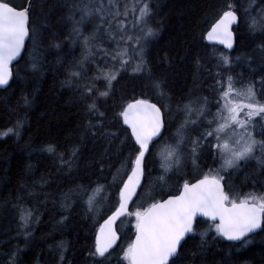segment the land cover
Masks as SVG:
<instances>
[{"label": "trees", "instance_id": "obj_1", "mask_svg": "<svg viewBox=\"0 0 264 264\" xmlns=\"http://www.w3.org/2000/svg\"><path fill=\"white\" fill-rule=\"evenodd\" d=\"M27 1L8 0L17 8L24 7ZM127 1L120 0V4ZM146 2L150 3L152 11L149 25L157 34L142 41L145 71L134 73V64H131L117 76L110 95L97 101L99 112L104 113L100 117L99 113L87 112L86 105L92 102V97L82 100L78 86L98 75V68L107 70L113 63L110 56L104 54L105 49L112 53L117 48L115 41L105 33L106 22L104 27L98 28L101 21L93 15L77 25L81 12L75 9L80 0H32L30 23L38 30V47L32 51V38H28L24 54L14 65L13 78L6 88L0 89V132L13 127L17 120H23L19 137L0 136V264H8L13 252L17 253V264H127L123 256L133 232H122L120 225L117 227L118 246L104 258L92 253L99 224L119 204L118 189L123 181L116 180L112 184L111 180L119 169L125 179L128 167L132 166L130 161L126 165L124 162L133 151L134 141L118 115L132 100H152L163 110L164 133L153 143L146 157L142 189L145 190L148 178L152 177L156 180L152 192L159 187L158 192H170L168 194L176 193L182 183L202 177L210 169L215 174L222 163L210 148V144L215 143L210 138L199 150L195 165L188 163L191 167L186 165L180 174L170 176L175 188L158 184L161 175L166 179L168 176L157 173L160 163L157 151L162 143L172 141L173 132L185 115L179 110L183 105L190 101L203 104L202 95L219 99L218 81L228 76L241 81L236 84L254 85L257 99L264 103V33L250 31L244 22L245 9L252 4L251 12L257 15L264 9V0H254V3L253 0ZM91 4L88 0L83 5ZM229 4L235 6L240 16V23L234 28L236 47L231 51V67L220 61L221 55L225 56L228 51L204 40L206 30ZM77 26L82 32L80 36L73 32ZM94 32L96 39L90 42L92 56L82 67H77L86 54L84 38ZM248 58H252L249 62L252 71L245 75L242 70ZM71 71H81L83 79L68 83ZM153 81H159L161 89L154 88ZM96 87L104 90L103 80L97 81ZM215 108L207 103L211 111L208 118ZM89 121L104 127L89 128ZM201 127L204 128L199 129ZM196 128L191 126L193 135L187 136L183 145L184 151H188L185 159L191 161V140L207 130V119L198 130ZM105 132L117 135L105 136ZM49 144L56 146V155L43 151ZM76 148L79 151L72 167H62L59 156L63 154L68 160ZM218 175L230 194L264 193V166L256 158L241 162L237 169L220 171ZM101 183L106 184L104 190L95 195L94 207L90 209L89 196ZM101 204H104L103 210L99 208ZM21 208L32 213L27 236L21 226ZM132 208L129 206L124 215L134 213ZM204 232L207 235L202 241L200 234ZM179 251L176 264H264V226L243 242L232 244L216 235L212 222L197 219L194 232Z\"/></svg>", "mask_w": 264, "mask_h": 264}, {"label": "snow or ice", "instance_id": "obj_2", "mask_svg": "<svg viewBox=\"0 0 264 264\" xmlns=\"http://www.w3.org/2000/svg\"><path fill=\"white\" fill-rule=\"evenodd\" d=\"M251 8L252 4L245 9L249 30L264 33V9H261L256 16H251L249 15ZM31 10V0L28 7L21 6L19 9L11 5L8 0H0V86L8 85L12 75L10 65L20 55L26 38L35 39L38 32L37 29L31 27ZM80 12L81 21L76 22L77 25L85 18L96 15L101 21L98 28L104 27L106 22L105 33L117 44V48L112 53H109L107 49L104 50L105 57L110 56L112 65L107 70L98 68V75L90 77L88 82L78 86L82 100L92 97V102L86 105L87 112L89 114L99 113V116L103 117L104 113L99 112L97 101L110 95L113 81L117 79V76L126 70L133 60H136L132 67L134 73L145 71L142 41L157 34L156 30L149 25V19L152 16L151 5L146 0H129L121 8L120 0H108L107 4L100 0L94 6H80ZM129 17H131V28H129ZM238 19L235 6L227 5V10H223L216 22L212 24L211 30L207 33V39H219V42L226 48L232 49L233 32L231 28L233 24L238 23ZM73 32L77 36L82 35L78 26L73 28ZM95 39V32L84 38L86 54L77 67H82L91 58L90 42ZM122 44L123 47H121ZM220 61L225 66L231 64L228 56L221 55ZM117 63L119 67H116ZM35 68L36 65L33 64V69ZM79 79H83L82 72L71 71L67 82L71 83ZM101 80L105 84L102 91L96 87V82ZM218 84L220 85V96L217 100V113L212 119L207 120V130L191 140V155L192 163L195 165L202 145L212 138L215 143L210 144V148L214 155L221 159L220 168L215 170V174L214 170L210 169L196 183L185 181L179 195H170L166 200L152 203L147 209H138L135 213H130L136 219V232L135 239L124 251L123 259L127 261V264H176L182 241L187 234L194 232V221L198 215L208 217L214 225L216 235L227 241L243 242L250 233L264 226V193H248L243 198H233L229 192L225 191L221 184L222 177L218 175L220 171L237 169L241 162H247L253 158L264 166V139L257 140L253 132L255 119L264 118V103L257 100L252 84L237 88L232 76L226 79L222 77ZM152 86L161 89L159 81H153ZM262 86H264V81H262ZM160 95H164L162 90ZM241 99L247 102H237ZM27 103L28 100L25 98V104ZM196 103L198 101H190L179 109L185 113V120L177 131L179 139L174 145L165 144L160 153L161 167L165 174L181 165L180 148L186 141L183 133L190 125H199L201 118L208 114L207 98L199 107L193 106ZM193 113L197 115L195 120L191 118ZM118 115L122 118L123 124L130 128L131 138L134 140L133 151L129 154L128 161L124 162L126 165L130 161L132 169L120 190L119 208L105 221V226L109 227V231L104 232L102 228L101 235L97 236L95 251L92 255L100 258H104L115 243L117 237L115 232L111 231L110 225L117 217L125 214L132 193L145 175L146 153L150 152V145L154 143V138L162 137L165 129L162 108L145 99H137L128 103ZM213 124L216 127L213 128ZM22 127L23 120H17L13 127L0 132V136L11 134L19 137ZM103 127V124H92L89 121V128ZM103 135L112 137L117 134L105 132ZM258 150L261 153L259 157L256 156ZM43 151L56 155V146L46 145ZM78 151V148L73 149L72 157L68 160H65L61 154L59 156L61 166L71 168ZM158 179L163 181L165 177L161 175ZM101 191L102 186H98L93 191V195L89 196L90 209L94 207L95 195ZM31 218V210L20 209L21 226L25 229L26 236ZM206 235V232L200 234L202 241ZM60 247L63 249L62 244ZM16 257L17 253L13 252L8 264H17ZM61 259H63L62 254Z\"/></svg>", "mask_w": 264, "mask_h": 264}, {"label": "rangeland", "instance_id": "obj_3", "mask_svg": "<svg viewBox=\"0 0 264 264\" xmlns=\"http://www.w3.org/2000/svg\"><path fill=\"white\" fill-rule=\"evenodd\" d=\"M88 1V0H87ZM87 1L86 0H80V5L79 6H77L76 7V9L75 10H77V9H79L78 11H80V6H83V4H85V3H87ZM96 1H98V0H91V2H96ZM100 1V0H99ZM107 2H108V0H106ZM128 2V1H127ZM107 4V3H106ZM92 5V4H91ZM94 5H96V4H93L92 6H94ZM122 6H124V4H121ZM123 8V7H122ZM239 13V12H238ZM252 13H254V12H252ZM30 15H31V13H30ZM249 15H253V14H251V11L249 12ZM253 16H255V15H253ZM244 22L248 25V17L246 16V18H244ZM240 23V22H239ZM129 28H131V17H129ZM137 32H139V29H137ZM37 34L35 35V39H32V42H33V47H32V51H33V48L35 49V48H37L38 47V42L39 41H37ZM31 39V38H30ZM114 41V40H113ZM133 43H135V41H133ZM124 45L122 44L121 45V47H123ZM26 47H27V42H26ZM114 47H117V44H116V42H114ZM223 49V48H222ZM224 50V49H223ZM224 51H226V50H224ZM38 53V52H37ZM36 53V54H37ZM35 54V55H36ZM225 56H228L229 58H230V60H231V62H232V58H231V56H232V54H231V52H227V54H225ZM143 57H144V51H143ZM35 58V57H34ZM138 59V58H137ZM251 60H252V58H248L247 59V65H246V67H245V69L244 70H242L243 71V73L245 74V75H249L250 73H251V71H252V67H251V64H249V62H251ZM135 62H136V60H133V63L132 64H134L135 65ZM134 65H133V67H134ZM229 67H231V65H228ZM236 80V82H241V81H239L238 79H235ZM248 84H246V83H240V84H236V87L237 88H242V87H246ZM210 88H208V90H209ZM256 92V91H255ZM256 95H257V93H256ZM202 97V101L204 102V100H205V98H207V103H209V104H212L213 106H216V108L214 109V112L212 113V117L210 118H208V115H206V116H204V117H202L201 118V122H200V124L199 125H202V124H204V122H206V119L207 120H209V119H212L213 118V116L217 113V108H218V104H217V100H213L212 99V97H210V96H208V95H202L201 96ZM258 98V97H257ZM258 100V99H257ZM259 101V100H258ZM237 102H243V103H246L247 101L246 100H237ZM260 102V101H259ZM222 103V102H221ZM195 105H200V101L198 102V103H196ZM202 105V104H201ZM199 107V106H198ZM208 113H210V115H211V111H208ZM172 116L174 117V114H172ZM193 120H195V119H197V115L195 114V113H193V115H192V117H191ZM241 118H243V116L241 117ZM184 120H185V115L184 116H182V118H181V122H178V124H177V128L174 130V132H173V138H172V141H169V142H166V143H162L161 144V146H159V150L157 151V154H158V157H160V163H158V168H157V173L159 174V175H161V174H165L164 173V170H163V168L161 167V164H162V157H161V155H160V153L163 151V149H164V147H165V144H169V145H174L176 142H177V140L179 139V136L177 135V131H178V129H180L181 128V125L183 124V122H184ZM199 125H197V130H198V128H199ZM213 127V126H212ZM214 127H216V125L214 124ZM213 127V128H214ZM202 128H204V127H201V128H199V129H202ZM253 132H254V135H255V138L257 139V140H261V139H264V118H261V117H257L256 119H255V128H254V130H253ZM185 136H186V138H187V136H189V137H191L192 135H193V129H191V125L188 127V129L183 133ZM184 144H182L181 145V148H180V152H181V157H182V159H181V165L178 167V168H174L172 171H169V172H167L166 173V175L168 176V179H164L163 181H161V180H159L158 181V184H161V183H163L164 184V187L163 188H167L168 186H169V188H175L176 187V185L172 182L173 180L170 178V176L171 175H177V174H180L181 172H182V169L184 168V166H186L187 165V167H191L190 166V164H189V166H188V163H191V165H192V161L191 160H187V159H185L186 158V154L188 153V151H184L185 150V148H184V146H183ZM190 152V151H189ZM257 152H259V150L257 151ZM256 152V156L258 157L259 155H258V153ZM191 153V152H190ZM158 157H157V160H156V162L158 161ZM252 160V159H251ZM129 169H128V174H127V176L129 175V173L131 172V169H132V166H130V167H128ZM127 176H126V178H127ZM165 177V176H164ZM125 178V179H126ZM125 179H124V173H123V171L121 170V169H119L118 170V172H117V174L115 175V177H114V180H111V183L112 184H114L115 183V181L116 180H121V181H123L122 183H121V185H120V187H119V189H118V193L120 192V190H121V187H122V185H123V183H124V181H125ZM154 183H156V180H154V178H152V177H149L148 178V186L145 188V190L144 189H142L143 191H141L142 193H141V195H140V197H138L136 200H135V202L132 204V211H134V213L139 209V210H144L145 208H147L149 205H151V203H153L154 201H157L158 199H160L163 195H165V194H168V193H170V192H158V191H161V188H156L153 192H152V187H153V185H154ZM149 184H151V187H149ZM163 184H161V185H163ZM103 185H106V184H103V183H101V184H97L93 189H92V192L94 191V189L96 188V187H98V186H102V191L101 192H103ZM143 185H144V181H143ZM233 198H243L244 196H241V195H238L237 194V192L236 193H234V194H230ZM119 197V196H118ZM119 203V202H118ZM103 206H104V204L102 205H100L99 206V208L101 209V210H103L102 208H103ZM101 224V223H100ZM100 224H99V226H100ZM135 224H136V219H135V216L134 215H130L129 213L128 214H126V215H122L118 220H117V222H116V228L120 225V228H121V231L122 232H125L126 234H129L131 231H133V229L135 228ZM98 226V227H99ZM118 231V230H117ZM118 235H119V242H120V234H119V232H118ZM131 240V239H130ZM129 240V242H128V245L130 244V241ZM119 244V243H118Z\"/></svg>", "mask_w": 264, "mask_h": 264}, {"label": "water", "instance_id": "obj_4", "mask_svg": "<svg viewBox=\"0 0 264 264\" xmlns=\"http://www.w3.org/2000/svg\"><path fill=\"white\" fill-rule=\"evenodd\" d=\"M239 21V20H238ZM216 22V21H215ZM215 22H213L212 24H214ZM212 24L210 25V27L208 28V30L205 32V34H204V39H205V41H206V43L207 44H209V45H217V46H220V47H222V48H224L225 50H228V51H230V50H232V49H228V48H226L225 47V45L224 44H222V43H220L219 42V39H213V40H209V39H207V33L211 30V26H212ZM237 24V23H236ZM236 24H233L232 25V28H231V30H232V32H233V46H234V27L236 26ZM27 40H28V38H26V41H25V43L27 42ZM23 50V49H22ZM22 50H21V52H22ZM21 54V53H20ZM19 58H20V55L14 60V61H16V60H19ZM11 66V65H10ZM10 70H11V68H10ZM12 73V72H11ZM11 78H12V75H11ZM11 78H10V80H11ZM10 80H9V82H10ZM9 84V83H8ZM6 86H8V85H5V86H0V89H3V88H5ZM135 100H137V99H135ZM145 100H147V99H145ZM134 101V100H133ZM133 101H131V102H133ZM149 102H151V103H155V102H153V101H151V100H148ZM130 102V103H131ZM156 104V103H155ZM157 106L159 107V105L157 104ZM163 112V111H162ZM127 126V125H126ZM164 131V130H163ZM129 132H130V134H131V130H130V128H129ZM159 139V138H158ZM157 138H154V142L155 141H157L158 140ZM153 145V143L150 145V148H151V146ZM149 153V152H148ZM148 153H146V156L148 155ZM131 174V172L129 173V175ZM128 175V176H129ZM128 176H127V178L125 179V181H124V183L127 181V179H128ZM143 178L144 177H142L141 178V181H140V184L139 185H137L136 186V188H135V191L132 193V198L128 201V207L131 205V203L134 201V199L136 198V196L138 195V193H139V190L141 189V187H142V185H143ZM203 178V176L202 177H199V178H196V179H194V180H192V181H188V182H190V183H196L198 180H200V179H202ZM124 183H123V185H122V187L121 188H123V186H124ZM185 183V182H184ZM184 183H182L181 185H180V187H179V189H178V191L176 192V193H173V194H169V195H167V196H165L164 198H162V199H160V200H166V199H168L169 198V196L170 195H179L180 194V191H182V189H183V184ZM221 184L223 185V187H224V189H225V185H224V182L221 180ZM160 200H157V201H160ZM156 202V201H155ZM119 206H120V193H119V204H118V207L113 211V212H111L108 216H107V218H106V220L105 221H107L108 219H109V217H111L115 212H116V210L119 208ZM127 207V208H128ZM148 207H150V205L148 206ZM147 207V208H148ZM146 208V209H147ZM127 211V210H126ZM197 219H203V220H206V221H209V222H212L208 217H205V216H202V215H198L197 217H196V219H195V221L197 220ZM105 221H104V223L101 225V227L100 228H98V230H97V235H96V240H97V236L98 235H101V229L103 228L104 229V232H108L109 231V227H107V226H105ZM195 221H194V224H195ZM218 222V221H217ZM114 223H115V221L110 225V229H111V231H113V232H115V234H116V237H117V239H116V241H115V243L112 245V247L109 249V251H111L112 249H114L116 246H117V243H118V240H119V236H118V233H117V231H116V229H115V226H114ZM262 228V227H261ZM261 228L260 229H257L255 232H253V233H250L248 236H251V235H253L254 233H257V232H259L260 230H261ZM135 232H136V229L134 230V234H133V237H132V240H131V242L135 239ZM190 234V233H189ZM189 234H187V236L185 237V239L189 236ZM185 239H184V241H185ZM224 239V238H223ZM184 241H182V243L184 242ZM227 241V240H226ZM229 242H233V243H239L240 241H229ZM108 251V252H109Z\"/></svg>", "mask_w": 264, "mask_h": 264}, {"label": "bare ground", "instance_id": "obj_5", "mask_svg": "<svg viewBox=\"0 0 264 264\" xmlns=\"http://www.w3.org/2000/svg\"><path fill=\"white\" fill-rule=\"evenodd\" d=\"M86 1H87V0H86ZM104 1H105V0H104ZM29 2H30V0L27 1L26 5H25L24 7H28ZM31 2H32V0H31ZM106 2H107V1H106ZM122 2H123V1H122ZM122 2H121V4H122ZM128 2H129V1H128ZM11 5H12V4H11ZM92 5H93V4H92ZM18 9H19V8H18ZM251 14H252V12H251ZM237 15H238V18H239L238 20H239V21H238V23L236 24V26H237V25L239 24V22H240V16H239V13H238V12H237ZM253 15H254V14H253ZM253 15H252V16H253ZM255 16H256V15H255ZM218 18H219V17H217V19H218ZM217 19H216V20H217ZM216 20H215V21H216ZM215 21H214V22H215ZM212 23H213V22H212ZM236 26H235V27H236ZM209 27H210V26H209ZM235 27H234V28H235ZM207 30H208V29H207ZM207 30H206V31H207ZM233 31H234V46H233V49H232V50H230V51L226 50V51H228V52L233 51V50L235 49V47H236V32H235V30H233ZM204 34H205V33H204ZM204 40H205V39H204ZM27 41H28V40H27ZM205 42H206V41H205ZM214 46H217V45H214ZM218 47H220V46H218ZM221 48H222V47H221ZM25 49H26V43H25V46H24V48H23V50H22V52H21V54H20V58H19V60L21 59L22 55L24 54ZM223 49H224V48H223ZM224 50H225V49H224ZM19 60L13 61V62L11 63L10 68H11V72H12V78H13L14 65H15ZM12 78H11V79H12ZM8 85H9V84H8ZM6 87H7V86H6ZM6 87H5V88H6ZM3 89H4V88H3ZM132 101H133V100H132ZM151 101H152V100H151ZM153 102H154V101H153ZM129 103H130V102H129ZM155 103H156V102H155ZM156 104H157V103H156ZM126 106H127V105H126ZM126 106H125V107H126ZM159 107H160V106H159ZM162 111H163V110H162ZM127 128H128V127H127ZM128 130H129V128H128ZM129 133H130V132H129ZM163 133H164V131H163ZM130 135H131V134H130ZM160 138H161V137H160ZM160 138H159V139H160ZM12 139H13V138H12ZM12 141H13V140H12ZM133 141H134V140H133ZM11 144H12V143H11ZM151 147H152V146H151ZM150 149H151V148H150ZM19 150H20V149H19ZM15 153H16V152H15ZM148 154H149V153H148ZM36 155H37V154H36ZM146 157H147V156H146ZM143 181H144V178H143ZM143 186H144V185H142V187H143ZM142 187H141V189L139 190L138 195L136 196V198L134 199V201L131 203L130 206H132V204L135 202V200L140 196L139 194H140V192L142 191ZM168 195H169V194H168ZM166 196H167V195H166ZM164 197H165V196H164ZM164 197H163V198H164ZM160 199H162V198H160ZM160 199H158V200H160ZM154 202H155V201H154ZM154 202H153V203H154ZM151 204H152V203H151ZM117 207H118V205L115 207V209H116ZM115 209H114V210H115ZM145 209H146V208H145ZM114 210H113V211H114ZM113 211H112V212H113ZM110 213H111V212H110ZM110 213H109V214H110ZM125 213H126V212H125ZM109 214H108V215H109ZM108 215H107V216H108ZM123 215H124V214H123ZM107 216L102 220V222H101V224H100V226H99L98 228L101 227V225H102V224L104 223V221L106 220ZM121 216H122V215H121ZM121 216L117 217V219L115 220L114 226H115L116 231H117V228H116V222H117V220H118ZM262 227H263V226H262ZM98 228H97V230H98ZM43 230H44V229H43ZM134 230H135V228H134L133 231H132L133 234H134ZM261 230H262V228H261ZM261 230H260V231H261ZM117 233H118V231H117ZM257 233H258V232H257ZM257 233H254L253 235H255V234H257ZM133 234H132V237H133ZM191 234H192V233H190L189 236H190ZM96 235H97V232H96ZM253 235H251V236H253ZM49 236H50V235H49ZM59 236H60V235H59ZM118 236H119V235H118ZM189 236H188V237H189ZM251 236H248L246 239H248V238L251 237ZM132 237H131V240H132ZM62 238H63V237H62ZM246 239H245V240H246ZM36 240H37V239H36ZM49 240H50V239H49ZM95 240H96V238H95ZM131 240H130V241H131ZM224 240H225V239H224ZM45 241H46V240H45ZM225 241H226V240H225ZM227 242H229V241H227ZM118 243H119V240H118ZM118 243H117V246H118ZM130 243H131V242H130ZM229 243L237 244V243H233V242H229ZM239 243H241V242H239ZM95 245H96V243H95ZM218 245H219V244H218ZM257 245H258V243H257ZM262 245H263V244H262ZM117 246H116V247H117ZM260 246H261V245H260ZM116 247H115V248H116ZM115 248H114V249H115ZM114 249H112V250H114ZM112 250H111V251H112ZM109 252H110V251H109ZM109 252H108V253H109ZM43 253H44V252H43ZM108 253H107V254H108Z\"/></svg>", "mask_w": 264, "mask_h": 264}]
</instances>
